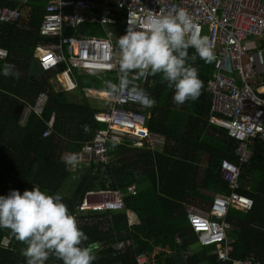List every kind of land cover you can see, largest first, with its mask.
Returning <instances> with one entry per match:
<instances>
[{
	"label": "trees",
	"instance_id": "16d2710c",
	"mask_svg": "<svg viewBox=\"0 0 264 264\" xmlns=\"http://www.w3.org/2000/svg\"><path fill=\"white\" fill-rule=\"evenodd\" d=\"M47 1L31 0L23 6L25 15L18 25H5L0 18V48L8 52L6 59L0 58V196H7L11 190L22 194L38 187L48 194L59 193L75 215L88 191L107 186L126 191L136 185L137 193L126 197L127 211L78 216V225L89 238L86 246L94 249L93 264H139V257L144 255L148 264H233L218 260L216 245L195 249L197 238L186 210L187 205L211 203L216 194L230 195V185L222 179L220 167L223 160H231L242 167L240 192L255 200L250 213L229 212L232 259L255 257L253 264H264V144H257L259 154L250 162L241 163L236 154L238 141L227 129L210 123L212 96L206 84L214 76L216 59L206 63L197 56L192 65L203 81L201 95L195 101L177 105L173 100L175 90L167 87L160 74L140 85L156 101L154 107L145 109L150 113L149 129L166 139L162 152L111 143L109 164L70 168L63 156L81 151L102 124L94 119L100 110L87 101H69L55 84L54 78L66 65L46 72L36 56L42 44L56 42L40 33ZM21 2L0 0V6L18 8ZM79 34L104 36L100 26L89 23ZM72 36L74 32H65V37ZM188 51L195 54V49ZM5 64L14 65L18 79L3 75ZM262 82L264 75L257 80ZM45 91L49 101L44 112L39 116L33 111L23 125L26 107ZM100 94L105 95L104 91ZM53 116L55 127L45 136ZM128 212L137 215L140 224L131 226ZM4 240L10 241L8 246ZM129 241L133 247L117 249L120 243ZM25 247L14 235L9 236L8 229L0 228V264H27L21 251ZM192 250L194 253L186 256L185 252ZM45 264L63 262L50 256Z\"/></svg>",
	"mask_w": 264,
	"mask_h": 264
},
{
	"label": "built area",
	"instance_id": "2783aa9c",
	"mask_svg": "<svg viewBox=\"0 0 264 264\" xmlns=\"http://www.w3.org/2000/svg\"><path fill=\"white\" fill-rule=\"evenodd\" d=\"M31 0H22L25 6ZM172 9H184L197 25L201 36H207L213 45L216 57L214 76L207 82L206 90L212 96L210 123L228 130L238 141L237 156L241 163H248L259 154L258 143L264 144V96L257 80L264 75V0H48L46 15L41 27V36L56 42L42 44L37 49V58L46 72L66 69L57 76L66 90L79 87L72 77L74 71L88 75H110L118 83L117 61L119 52L115 44V29L124 26V32L133 25H139L150 12L167 13ZM133 14V15H130ZM25 15L22 8L0 6V18L5 25H18ZM122 15V19H120ZM102 28V37H84L79 34L87 24ZM70 30L74 36L65 37ZM208 35H204L207 34ZM8 52L0 48V58L6 59ZM51 58L50 60L47 58ZM145 80L137 81L140 85ZM104 93L109 96L108 91ZM104 111L95 113L96 122L107 128L98 129L92 140L84 144L79 152H68L63 160L73 169L92 164H109L111 143L130 144L139 149L162 152L166 145L163 135L152 132L148 121L150 113L139 103L132 102L127 95L110 96ZM49 101L48 92H42L34 104L26 107L21 123L27 125L31 113L39 116ZM56 117L49 122V136L55 127ZM75 163H69L70 159ZM221 177L230 185V195L216 194L211 203L203 206L187 205L190 227L200 248L217 246L218 260L233 264H253L247 260H234L233 240L229 238L230 225L227 218L230 210L250 213L255 200L242 194V167L231 160H223ZM137 193V186L126 191L105 189L88 191L77 205L75 217L90 212H125L126 197ZM131 226L133 213L128 212ZM133 242H123L118 250L133 247ZM195 250L185 252L186 256ZM139 264H148L147 257L141 256Z\"/></svg>",
	"mask_w": 264,
	"mask_h": 264
},
{
	"label": "clouds",
	"instance_id": "9594fccd",
	"mask_svg": "<svg viewBox=\"0 0 264 264\" xmlns=\"http://www.w3.org/2000/svg\"><path fill=\"white\" fill-rule=\"evenodd\" d=\"M117 46L118 83H113L107 94H126L146 108L154 107L156 101L137 81L160 74L167 87L175 90L174 102L183 105L201 95L203 81L192 66L197 56L206 63L216 59L209 38L199 34L184 9L148 13L139 25L130 26L118 38ZM190 48L195 54L189 55ZM13 68L5 64L3 75L18 79L19 73ZM69 163H75V159ZM0 228L10 229L26 245L21 251L27 264H45L50 256L63 264H93L96 259L94 249L86 246L88 236L59 193L48 194L36 187L22 194L11 190L7 196H0Z\"/></svg>",
	"mask_w": 264,
	"mask_h": 264
},
{
	"label": "rangeland",
	"instance_id": "374dc122",
	"mask_svg": "<svg viewBox=\"0 0 264 264\" xmlns=\"http://www.w3.org/2000/svg\"><path fill=\"white\" fill-rule=\"evenodd\" d=\"M125 34L126 33L124 32L123 25L115 29V44L118 52H119L117 46L118 38ZM72 77L75 78V81L81 83L79 88L73 91L66 90L65 86L61 83L59 84L55 83L60 90H63V94L67 96V99L69 101L79 100L82 101V103L87 101L88 104H90L92 107L100 111H104L107 105H109L111 97L100 94V91H108L110 89V85L107 84V82H109L110 80L114 81L115 78L110 75H102V76L88 75L85 73H81L80 71H74ZM83 84H86V86L83 87L82 86ZM100 128L105 129L107 128V126L102 124L100 125ZM203 204H206V202ZM194 247L195 249H197L198 245H195Z\"/></svg>",
	"mask_w": 264,
	"mask_h": 264
},
{
	"label": "crops",
	"instance_id": "0c3cea01",
	"mask_svg": "<svg viewBox=\"0 0 264 264\" xmlns=\"http://www.w3.org/2000/svg\"><path fill=\"white\" fill-rule=\"evenodd\" d=\"M55 72V71H54ZM54 81H56L55 83L56 84H59V83H61V84H63L62 82H61V80L59 79V77L58 78H54ZM258 85H257V88H261V86H263L262 87V93H264V83L262 82V83H257ZM79 88V87H78ZM73 91V90H72ZM76 102H82V101H79V100H77ZM132 213V212H131ZM135 215V214H134ZM188 217V216H187ZM130 219V218H129ZM132 222L133 223H138V222H140V220H139V218H138V216L137 215H135V216H133V218H132ZM130 223H131V220H130ZM157 251L156 252H158V251H160L161 249H156ZM169 252V251H168Z\"/></svg>",
	"mask_w": 264,
	"mask_h": 264
},
{
	"label": "water",
	"instance_id": "95a60500",
	"mask_svg": "<svg viewBox=\"0 0 264 264\" xmlns=\"http://www.w3.org/2000/svg\"><path fill=\"white\" fill-rule=\"evenodd\" d=\"M70 168H72V167H70ZM8 234H9V236L10 237H12L13 236V234L11 233V230L9 229L8 230ZM9 243H10V241L9 240H4V245L5 246H8L9 245ZM120 264V263H119Z\"/></svg>",
	"mask_w": 264,
	"mask_h": 264
},
{
	"label": "snow or ice",
	"instance_id": "6c2138e0",
	"mask_svg": "<svg viewBox=\"0 0 264 264\" xmlns=\"http://www.w3.org/2000/svg\"><path fill=\"white\" fill-rule=\"evenodd\" d=\"M47 59H49V60H50L51 58L49 57V58H47Z\"/></svg>",
	"mask_w": 264,
	"mask_h": 264
}]
</instances>
